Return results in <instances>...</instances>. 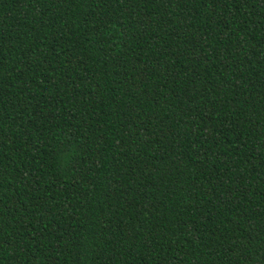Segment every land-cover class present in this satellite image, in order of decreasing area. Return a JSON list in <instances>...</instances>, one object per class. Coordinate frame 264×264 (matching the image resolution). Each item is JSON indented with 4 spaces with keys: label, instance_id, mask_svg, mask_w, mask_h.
I'll list each match as a JSON object with an SVG mask.
<instances>
[{
    "label": "trees",
    "instance_id": "trees-1",
    "mask_svg": "<svg viewBox=\"0 0 264 264\" xmlns=\"http://www.w3.org/2000/svg\"><path fill=\"white\" fill-rule=\"evenodd\" d=\"M0 264H264V0H0Z\"/></svg>",
    "mask_w": 264,
    "mask_h": 264
}]
</instances>
